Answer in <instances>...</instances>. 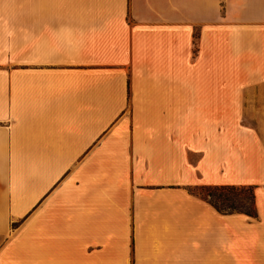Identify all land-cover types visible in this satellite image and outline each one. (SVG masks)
Listing matches in <instances>:
<instances>
[{
  "label": "crops",
  "instance_id": "1",
  "mask_svg": "<svg viewBox=\"0 0 264 264\" xmlns=\"http://www.w3.org/2000/svg\"><path fill=\"white\" fill-rule=\"evenodd\" d=\"M0 264H264V0H0Z\"/></svg>",
  "mask_w": 264,
  "mask_h": 264
},
{
  "label": "trees",
  "instance_id": "2",
  "mask_svg": "<svg viewBox=\"0 0 264 264\" xmlns=\"http://www.w3.org/2000/svg\"><path fill=\"white\" fill-rule=\"evenodd\" d=\"M254 187V184H217L201 185L192 188V190L203 195L219 210H239L254 215L256 213L254 209ZM238 189H248L249 191L250 205L246 208L237 204L241 198V194L237 192Z\"/></svg>",
  "mask_w": 264,
  "mask_h": 264
},
{
  "label": "rangeland",
  "instance_id": "3",
  "mask_svg": "<svg viewBox=\"0 0 264 264\" xmlns=\"http://www.w3.org/2000/svg\"><path fill=\"white\" fill-rule=\"evenodd\" d=\"M237 192L241 194V198H239L240 201L237 202V204H239L243 208L248 207L250 205L248 189H238Z\"/></svg>",
  "mask_w": 264,
  "mask_h": 264
}]
</instances>
